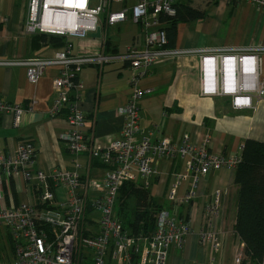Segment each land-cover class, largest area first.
I'll use <instances>...</instances> for the list:
<instances>
[{"label":"built area","instance_id":"2783aa9c","mask_svg":"<svg viewBox=\"0 0 264 264\" xmlns=\"http://www.w3.org/2000/svg\"><path fill=\"white\" fill-rule=\"evenodd\" d=\"M125 2L128 0H112ZM130 8L131 21L144 33V50L129 48L123 55L129 62L131 92L127 104L118 111L123 117L121 136L107 145L89 143L81 131L83 116L77 103L70 104L71 95H77L78 76L82 66L106 61L100 56H73L69 45L52 58L24 61H0V65H21L27 69L26 77L35 85L47 66H60L53 81V99L47 112L51 118L64 114L69 129L61 136L68 153L75 157L73 170L53 169L43 172L33 169L35 148L30 140L20 142L14 155L0 153V239H6L8 250L5 262L0 264H166L171 247L179 248L191 233L189 219L168 210L154 216V230L148 235L132 236L124 231L115 216L118 192L125 183L155 175V158L185 159L186 171L176 176L167 200L183 205L191 202L198 182L211 171L234 170L240 156L224 157L209 152V140L192 144L183 135L179 144L164 137L161 127L153 125L150 133L137 141L139 131V100L149 90L139 88L138 82L158 61L195 54L199 59L201 93L203 95L230 96L235 108L250 107V95L264 98V88L256 77L259 55L264 47L203 48L181 51L167 47L162 18L176 14L172 0H135ZM215 1V0H206ZM226 4L248 3L264 12V0H222ZM108 0H29L25 32L85 39L100 29V16L106 14L109 26L127 19L126 11H107ZM53 26L54 29H50ZM56 26V27H55ZM17 104L0 100V117L10 115L13 127H18L25 110ZM88 154L106 168L100 180L81 174L77 158ZM32 185L36 202L6 205L5 197L12 195V185L19 178ZM191 180V189L177 196L181 183ZM63 189L65 197L58 199L56 191ZM222 194L216 190L211 201L204 206L203 224L198 233L200 246H210L214 252L221 248V233L215 228L219 216ZM244 254L234 257V264H242Z\"/></svg>","mask_w":264,"mask_h":264},{"label":"crops","instance_id":"0c3cea01","mask_svg":"<svg viewBox=\"0 0 264 264\" xmlns=\"http://www.w3.org/2000/svg\"><path fill=\"white\" fill-rule=\"evenodd\" d=\"M97 0H93L96 4ZM187 4L203 13V17L175 26L174 38L168 42L171 49L195 51L203 48L264 47V12L248 3L226 4L222 0H172ZM107 11L127 10V19L112 26L106 24V14L100 16L101 37L85 39L55 37L42 33L28 34L29 0H0V61H24L52 58L69 45L73 56H100L106 61L82 66L78 76L80 88L72 94L70 104L83 116L81 131L89 143L107 145L121 136L123 117L118 114L128 100L129 62L122 55L129 49L144 50V33L130 18L135 0L115 2L108 0ZM166 27L164 22L163 28ZM61 38L63 46H56ZM96 55V56H95ZM257 83L264 88V53L259 55ZM60 66H47L38 82L27 81L25 66L0 65V100L30 108L13 127L10 115L0 117V153L14 155L18 144L30 140L34 144V170L50 172L53 169L73 170L75 157L68 153L61 136L69 126L64 114L51 118L47 112L53 99L52 81L58 77ZM138 86L150 92L139 100V131L134 139L146 137L153 125L161 127L164 137L179 144L183 135L200 145L209 140V152L224 157L241 155L245 140L264 143V98L252 93L250 107L235 108L230 96L203 95L201 93L199 59L195 54L158 61L143 75ZM84 179L100 180L106 168L88 154L77 158ZM155 175L132 182L133 188L145 190L162 210L189 219L191 233L179 248L171 247L166 264H234L236 254H243L244 245L234 230L239 187L233 181L234 170L211 171L198 182L194 199L188 204L175 205L167 200L176 176L186 171V160L155 158ZM192 187L191 180L181 183L177 196H184ZM222 194V204L215 228L221 233V248L214 252L208 245L200 246L198 233L203 224L204 206L214 191ZM58 199L65 197L64 190L56 191ZM36 202L33 187L19 177L12 185V195L5 204ZM244 256V255H243ZM242 264H251L243 257Z\"/></svg>","mask_w":264,"mask_h":264},{"label":"trees","instance_id":"16d2710c","mask_svg":"<svg viewBox=\"0 0 264 264\" xmlns=\"http://www.w3.org/2000/svg\"><path fill=\"white\" fill-rule=\"evenodd\" d=\"M174 8V17L161 19L166 23L164 30L168 48L177 23L204 16L187 4H175ZM56 41V46H63L61 38ZM240 158L233 172V181L239 187L234 230L244 245V257L251 264H264V143L245 140ZM129 199L135 200L133 207L127 202ZM160 210L162 208L149 198L145 190L133 188L132 183H125L119 190L114 207L123 230L132 236L150 234L154 230V216Z\"/></svg>","mask_w":264,"mask_h":264},{"label":"rangeland","instance_id":"374dc122","mask_svg":"<svg viewBox=\"0 0 264 264\" xmlns=\"http://www.w3.org/2000/svg\"><path fill=\"white\" fill-rule=\"evenodd\" d=\"M127 202L129 203L130 206H134L135 200L134 199H129L127 200ZM8 250V244L6 239H0V261L5 262V260H7L6 255L4 254V251Z\"/></svg>","mask_w":264,"mask_h":264},{"label":"water","instance_id":"95a60500","mask_svg":"<svg viewBox=\"0 0 264 264\" xmlns=\"http://www.w3.org/2000/svg\"><path fill=\"white\" fill-rule=\"evenodd\" d=\"M91 38L99 39L101 37L100 29H97V31L93 34H89Z\"/></svg>","mask_w":264,"mask_h":264},{"label":"bare ground","instance_id":"6f19581e","mask_svg":"<svg viewBox=\"0 0 264 264\" xmlns=\"http://www.w3.org/2000/svg\"><path fill=\"white\" fill-rule=\"evenodd\" d=\"M55 27H56V26H55ZM50 29H54V27H53V26H51V27H50Z\"/></svg>","mask_w":264,"mask_h":264}]
</instances>
